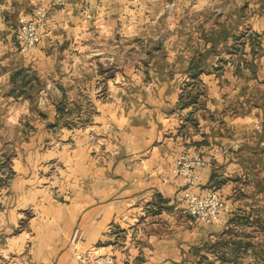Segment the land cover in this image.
<instances>
[{
    "label": "crops",
    "instance_id": "1",
    "mask_svg": "<svg viewBox=\"0 0 264 264\" xmlns=\"http://www.w3.org/2000/svg\"><path fill=\"white\" fill-rule=\"evenodd\" d=\"M56 1L0 0L2 130L10 127L12 113L28 116L48 111L54 120L55 104L43 108L47 99L41 97L48 90L61 91L55 84L39 89L48 75L44 64L51 65V71L53 65L92 64L90 54L86 61L79 55L87 48L75 34H82V41L92 32L107 29L135 35L138 24L127 26L124 18L144 16L148 22L155 16L149 10L153 2L162 4L157 15L166 12V0H62L59 5ZM173 1L177 6L173 13L194 18L182 24L196 35L192 52L211 51L205 72L198 76L201 87L192 90L196 101L177 108L180 88L148 91L154 96L151 108L141 107L115 119V129L124 134L125 153L119 152L117 132L114 143L104 138L96 142L95 152L90 149L94 145L84 140L78 160L74 149L64 156L53 153L50 168L53 162L61 163L62 175L73 182L56 189L67 194L63 200L43 194L44 199L37 195L44 187L28 184L26 178L39 172L44 158L37 159L36 153L34 159L29 155L16 158L14 179L0 189V264H76L70 245L75 228L82 236L78 250L110 251L116 264H181L192 257L198 264H264L256 252L264 250V0ZM39 5L52 6L48 27L35 48L21 52L16 42L20 18L31 15ZM219 32L224 33L223 39H214ZM237 36L243 54L232 51ZM120 45L115 43V48L121 49ZM220 50H227L226 57ZM120 60L115 55L109 64L117 66ZM127 60L130 65L142 63L138 57ZM149 60H145L147 65ZM220 62L224 64L216 73ZM73 72L74 68H67L59 70V75L81 80ZM183 78L165 77L171 84ZM113 79L137 82L140 78L131 69L128 74L115 72ZM85 80L82 76L81 81ZM38 90L42 91L36 100ZM156 93L163 96L160 102ZM24 116L14 123L20 125ZM198 151L210 159L200 174V187L214 188L232 208L224 226L200 225L175 198L184 184L171 173L174 161L184 152ZM89 178L93 183L85 181ZM28 191L34 193L31 198ZM72 191L76 195L70 198ZM91 192L98 195L88 196ZM30 204L34 211L28 227L17 231ZM237 243L251 246L237 249Z\"/></svg>",
    "mask_w": 264,
    "mask_h": 264
},
{
    "label": "rangeland",
    "instance_id": "2",
    "mask_svg": "<svg viewBox=\"0 0 264 264\" xmlns=\"http://www.w3.org/2000/svg\"><path fill=\"white\" fill-rule=\"evenodd\" d=\"M176 7V2L166 0L164 6L166 12L157 15L162 8V4L153 2L150 4L149 10L155 16L149 18L148 22L144 16L132 19L124 18L123 23H126L127 26L131 23L138 24V30L135 35H131L128 30H124L121 34H116L107 29L106 32H92L86 41H82V34H75L76 37H79L76 38V40H79V44H85L87 48L80 51L79 55L86 61V56L90 54L92 64H88V61H86L85 65L73 67L53 65L52 71L51 65L44 64V73H48V75L43 79L42 88L39 89L44 90L48 84H55L61 91L59 94L51 93L52 91L48 90L47 96L41 97V99H47L42 105L43 108H48L51 104H55L54 120L51 118L52 113L48 111L43 113L32 112L28 116L27 114H20L19 116L15 113L11 114L12 122L10 127L3 130L0 129V189L7 187L14 179L13 162L20 157L23 159L26 155L34 159L36 153L37 159L44 158L45 160L38 166L39 172L35 173L36 175L26 178L28 184L36 186V188L44 187V192L37 193L44 199L46 197L43 194L47 198L52 196L54 199L63 200L67 197V194H61L56 189L62 184L73 182L70 177L62 175V169H65V167L61 163L53 162L50 168L49 157L53 153L64 156L67 155L69 150L74 149V157L78 160V155L81 153L80 145L84 140L88 142L89 146L94 145L90 149L95 152L97 143L103 138L108 142L114 143L113 137L117 132V136H120L117 138L120 142L119 152L123 154L125 153L124 134L119 133L120 131L115 129V119L119 118L120 115L129 114L132 110H139L141 107L143 109L151 108L154 96L150 94L153 91L166 92L170 89L180 88L181 92L177 108L181 107L180 103L182 101L188 100L187 92L190 91L192 93V90L194 92L196 88L199 91L201 84L195 87L194 83L192 84L194 81H192L187 71L190 61L200 54L198 53L199 51L193 53L194 49L191 48L197 41L196 35L191 30L183 29L185 26L182 25L183 23H191L194 18L189 16L190 14L181 16L173 13ZM167 11H170V13H167ZM223 34L219 32L213 37L221 40L225 36ZM240 38V36L236 37L237 47H241L240 44L242 43L238 42ZM120 42L122 43L121 45ZM115 43L122 46V48L116 49ZM213 52L218 54L219 50ZM220 52L223 53V57H226L227 50H220ZM202 53L204 54L203 63H205L211 51L209 52L208 50L207 52V50H204ZM115 55L121 58V64L117 66L109 64V59L115 57ZM131 57H138L139 62L142 63L140 65L128 64L127 59ZM147 58H150V65L145 63ZM187 58H190L188 64H183ZM96 59H101V61ZM221 64L224 63L220 62L216 73L222 67ZM67 68H74L75 78H81L82 80V76H85L87 80L84 82L77 79L71 80L66 74L64 77H62L63 75L60 76L59 70L64 72ZM56 69L57 72L54 71ZM131 69L139 75L140 79L137 82L122 81L120 79L116 82L114 81L115 72L119 73L121 70L123 74H128ZM30 73L33 74V71ZM185 74H187L186 79L183 78ZM54 75L59 76V79H53ZM167 75L171 80L174 76L177 77V80L181 77L184 80L180 83L173 82L171 84L165 79ZM39 83V81L36 82L37 86L40 85ZM42 90L37 91L36 100L40 99L39 95ZM62 90H65L63 96H61ZM148 91L151 93L147 94L146 92ZM131 92L133 95H130ZM199 95L200 93H198ZM161 98L156 93L155 99L161 101ZM23 116L24 122L22 121L17 126L14 120L17 117L22 119ZM142 120L140 119L138 122L141 123ZM8 140L10 143L4 142ZM23 143H27V149ZM107 153L109 154L110 152L107 151ZM76 169H80V167H76ZM89 179L85 181L93 183L92 178ZM27 195L28 198H31L34 193H29L28 191ZM74 195H76V191H72L68 196L71 198ZM87 195L93 196L98 195V193L93 194L91 192ZM33 207L31 204L27 206V210L23 212V216L20 219L17 231H23L28 227L34 211ZM198 263L193 257L189 261L181 262V264Z\"/></svg>",
    "mask_w": 264,
    "mask_h": 264
},
{
    "label": "built area",
    "instance_id": "3",
    "mask_svg": "<svg viewBox=\"0 0 264 264\" xmlns=\"http://www.w3.org/2000/svg\"><path fill=\"white\" fill-rule=\"evenodd\" d=\"M55 4H62V0H57ZM51 7L39 5L31 15L20 18L16 42L21 52H28L39 44L42 32L48 27ZM255 129L259 130L260 125L257 124ZM209 163V157L202 151L184 152L178 156L171 173L181 179L184 186L175 198L182 204L184 211L200 225L224 226L232 208L214 188L200 187V174ZM81 237L80 230L75 228L70 237V245L74 248L76 264H116L110 251L102 252L93 248L78 250Z\"/></svg>",
    "mask_w": 264,
    "mask_h": 264
},
{
    "label": "trees",
    "instance_id": "4",
    "mask_svg": "<svg viewBox=\"0 0 264 264\" xmlns=\"http://www.w3.org/2000/svg\"><path fill=\"white\" fill-rule=\"evenodd\" d=\"M237 40V39H236ZM241 47H237L236 44L235 46L232 48V51H234V53H240V54H243V46L242 44H240ZM204 61V54L200 53L198 54L197 56H195L194 59H192L189 63V66H188V73H189V76L190 78L192 79V84L195 85V87H198L200 85V80L198 79V76L201 74V73H204L205 72V63H203ZM16 75H19V73H17ZM24 78L21 77V86L20 87H23L24 83L23 80ZM197 89V88H196ZM187 97H188V100L186 101H182L180 103V106L181 108H184V107H187L188 105H190L191 103H194L196 101V94H192L190 91L187 92ZM236 248L237 249H241L242 247L244 249H246L248 246H251V244H248V243H245V244H241V243H237L236 244ZM260 250V249H259ZM256 250L257 254H258V257H263L264 258V250Z\"/></svg>",
    "mask_w": 264,
    "mask_h": 264
}]
</instances>
